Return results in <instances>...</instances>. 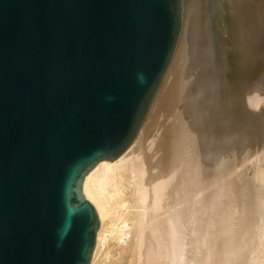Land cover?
Instances as JSON below:
<instances>
[{
    "label": "water",
    "instance_id": "95a60500",
    "mask_svg": "<svg viewBox=\"0 0 264 264\" xmlns=\"http://www.w3.org/2000/svg\"><path fill=\"white\" fill-rule=\"evenodd\" d=\"M194 1L0 0V264L90 263L83 179L139 132Z\"/></svg>",
    "mask_w": 264,
    "mask_h": 264
},
{
    "label": "bare ground",
    "instance_id": "6f19581e",
    "mask_svg": "<svg viewBox=\"0 0 264 264\" xmlns=\"http://www.w3.org/2000/svg\"><path fill=\"white\" fill-rule=\"evenodd\" d=\"M231 2L239 22H235L237 31L235 29L234 34L237 33L242 44L245 41L243 45L250 48L247 61H250V68L252 66L249 72L254 74L255 64L264 55V1ZM201 6L202 0L194 1L187 15L182 49L127 151L113 160L98 162L83 179L82 192L95 207L99 219L89 264H183L184 245L189 246L184 250L188 253H185L184 259L188 258L185 264H264V214L258 215L261 220L259 226L256 225L258 230L253 229L256 233L246 228L255 233L253 235L257 234L255 239L252 237L253 242L248 233L251 241L248 238L247 242L242 241L248 237L242 233L245 234V228L238 232V224L228 217L225 219L226 216L219 223V220L213 221L219 224L217 227L214 223L216 230L209 229L213 237L206 238L207 233L203 239L199 233L204 220L202 213L209 210L212 194H217L208 183L211 173L205 170L210 152L207 150H217V145L211 148L208 145L215 130L210 126L213 124L210 117L208 123L205 122L208 110L205 99L209 98L210 86L213 87ZM239 38L236 37L237 41ZM253 91L249 92V101L257 106L263 100L262 93L255 91L251 96ZM249 113L248 119L257 114L255 110ZM186 147H191L192 151H187ZM203 182L204 188L201 187ZM231 211L228 209L227 215L231 213L230 218L235 219L237 216H232ZM239 224L246 227L245 223L239 221Z\"/></svg>",
    "mask_w": 264,
    "mask_h": 264
},
{
    "label": "rangeland",
    "instance_id": "374dc122",
    "mask_svg": "<svg viewBox=\"0 0 264 264\" xmlns=\"http://www.w3.org/2000/svg\"><path fill=\"white\" fill-rule=\"evenodd\" d=\"M230 3L232 4L233 2H231V0H213L209 4L207 0H202L201 6V10L204 11H202L204 16L203 20L207 32L206 36L208 37L207 45H209L208 49L210 62L209 75L213 87L211 88L210 86L209 98L207 97L205 99V107L206 110L208 109L207 111L205 110V114L208 116L207 117L205 115V122L208 123V119L210 117L213 123L210 124V126H213L212 129L215 130L211 134V137L213 138L212 140L210 139V142L208 141V145L210 148L213 145H217V150H207L210 152H208L207 161L209 162L206 161V164L208 165H205L207 167H205V170L208 169L207 173H211L207 179L211 180L210 182L208 180V183L214 188L213 190L216 189L217 194H212L213 198H211L212 203H210V208L209 210H206L207 213L204 210V213H202L204 217L201 216V218H204L203 225L205 226L203 227L202 225V227L199 229V231L201 230L202 232H198L200 233L201 237L203 236V239L207 233L208 234L206 236L208 237L206 238H211L214 236L212 232L214 229L216 230V228L214 225L215 222L213 223V221L219 220V223L222 218L224 219L223 216H226L225 219L228 217L229 219H227L232 221V223L238 224V227L237 225L235 226V228L237 227L236 230L238 232L244 230L245 228L246 235L244 234V231H242L243 235L245 237L250 235L251 239L252 237L255 239L257 234L253 235L256 233V231L253 229H257L259 226L258 221L261 220V214H264V55L261 60L255 64L256 66H254V71L257 73H250L249 70H252V66L250 68V61H247L250 58V55H248L249 50H247L249 47L243 45L246 44L245 41L242 44L237 33L234 34V32L237 31V23L235 24V22L236 20L238 22V17L236 15L237 13L235 14L234 9L232 8L233 4L231 5ZM211 21H213L215 37L212 35ZM241 35H243L242 32ZM236 37L239 38L238 41L241 43L237 41ZM244 38L246 39V37ZM247 71L249 74H247ZM252 89H254L256 92L259 91L260 94L262 93L261 97L263 100L257 104L258 107L254 104V102L249 101L248 96L250 95ZM255 91H253V95L251 96H254ZM212 97H214L213 100H211ZM252 110H255L257 114L253 115L254 117L256 116L255 118L253 116L251 117L253 119L249 117V119L252 120L251 121L248 119V115ZM237 120L238 122L240 120V122L238 123ZM240 123L241 126L239 125ZM253 127L255 128V131ZM192 132L193 130L191 133ZM193 135L194 134L192 133L191 136ZM222 135H224V138ZM218 136H220V138ZM245 138L248 140L247 142H245ZM225 140L228 141L226 142ZM224 143H227L226 146ZM219 148H223V152L220 151ZM186 150L190 152L192 151L191 147H186ZM216 151L221 152V155ZM215 153L218 155L215 156ZM212 154L215 156V158ZM225 154L228 156V158L227 156H224ZM219 156H222L223 158ZM221 160L224 162L223 164H220L222 163ZM204 174H206V171ZM204 183L205 182H203L202 186L200 185L203 188ZM220 187L221 189H219ZM217 189L219 190V193ZM228 209L229 211L232 210V216L235 215L238 217L240 215L244 219L240 216L238 217V220H235L237 217L235 219L234 217L230 218L231 213L227 215ZM206 215H210L209 219L208 216L205 218ZM215 218L217 219L215 220ZM239 218H241L242 221L239 220ZM246 220L247 222H245ZM239 221L240 223H245L244 225H246V227L239 224ZM218 225L219 224H216L217 227ZM247 225L249 227H247ZM212 227L213 229H211ZM246 228H251L250 231L253 230L255 233H250V231ZM209 229L213 231H210ZM236 230L235 232H237ZM250 237L248 236L242 241H246L247 238L249 241H251ZM253 241L254 240L252 239L251 242ZM183 248H186L184 250H187L189 246L184 245ZM185 256L187 255L185 254ZM185 260H188V258H185L184 262ZM184 262L183 264L187 263Z\"/></svg>",
    "mask_w": 264,
    "mask_h": 264
}]
</instances>
